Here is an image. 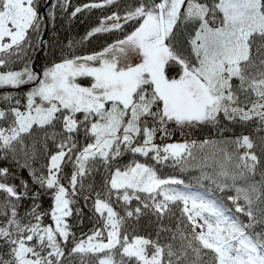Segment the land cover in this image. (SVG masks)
Returning a JSON list of instances; mask_svg holds the SVG:
<instances>
[{"label": "snow or ice", "instance_id": "obj_1", "mask_svg": "<svg viewBox=\"0 0 264 264\" xmlns=\"http://www.w3.org/2000/svg\"><path fill=\"white\" fill-rule=\"evenodd\" d=\"M115 3L88 0L71 15ZM69 6L0 0V86H24L0 107V264H264L257 142L221 126L264 132V0H132L79 41L46 35ZM99 34L96 50L82 48ZM203 127L219 136L171 138ZM198 145L213 152L193 163ZM169 159L196 175H162ZM81 199L94 223L77 235ZM142 216L159 222L155 235L130 230Z\"/></svg>", "mask_w": 264, "mask_h": 264}, {"label": "trees", "instance_id": "obj_2", "mask_svg": "<svg viewBox=\"0 0 264 264\" xmlns=\"http://www.w3.org/2000/svg\"><path fill=\"white\" fill-rule=\"evenodd\" d=\"M88 0H70V6L68 9H66L62 14L59 13L55 20V27H53L52 23L49 21L47 25V33L46 35H51L53 32H58L60 36L61 42H66L68 39H72L73 41H79L80 37L94 24L98 22V17L101 15H106L109 11L116 10L117 8H123L126 3H131L132 0H116V3L111 7H104V8H88L87 10L82 9L80 12H78L75 16L71 15L72 7H74L77 4H84L87 3ZM47 0H42L41 5H46ZM41 11L44 12L45 8L42 7ZM112 38H116L115 34H113ZM182 38V35H181ZM107 39L106 34H99L92 38H89L87 41H82V48L86 50H96L97 45L103 43V41ZM45 62L44 57L41 56L40 59L35 60L34 67L39 68L43 63ZM23 87L15 88L12 86H0V107H8L9 103L5 101L3 97L4 92H20L23 91ZM257 121H250L246 124H237L235 126L233 125H221L222 127H226L228 130L224 132L225 136H232V135H241V134H249L252 136V138L257 142V147L255 148V151L257 154L261 157L260 164L257 167V173H259L262 169H264V151L261 150L260 147V140L261 136H264V132H260L256 130V124ZM191 132V139H194L196 141H201L204 139V137L208 136H219V133L216 132L215 129L210 127H203V128H196L190 130ZM39 147V146H38ZM193 155L197 158L196 161H193V163L200 162V158L203 157L205 154L211 155L213 152V146L212 145H205L203 147H200L199 145L193 148ZM131 155H128L125 160L122 161V163H126L127 159H131ZM137 159H142L146 162H152L150 157H142L141 155H137ZM44 159L43 151H41L39 160L42 162ZM7 162L0 161V165L5 164ZM70 168V165H69ZM11 170H15V166H12L10 168ZM22 172L25 176V178L28 177V173L26 169L19 170ZM103 169L100 170V173H103ZM158 171L162 175H167L169 173H176V175H181L185 181L191 180L193 176L196 175V171L191 168H185L182 169L179 165L174 164L170 159L165 164H161L158 166ZM97 184L100 183V180L102 179V176L100 174H97L94 177ZM256 179H260V176L257 174ZM18 182V181H17ZM87 183V181H86ZM34 190V189H33ZM215 191V189H214ZM218 191V190H216ZM227 194H233L232 192H228ZM221 195V194H220ZM218 194V196H220ZM3 193H0V198H2ZM222 198V196H221ZM223 199V198H222ZM51 201L47 194L42 195L41 197V204L42 208L41 211L46 210ZM25 205H31V200L26 199L24 201ZM83 207V225L80 224L79 218L77 216H73L70 220V223L73 225V230L76 232L77 235H79L80 232L87 231L89 228L93 226L94 220H93V214L91 211V208L88 206H85L83 204V201L81 199V204L79 205ZM179 213H177L178 215ZM3 217H0V220H2ZM45 222L49 223L51 222L47 216H45ZM165 224H175L174 220L169 219L168 217L165 218ZM131 226H134L136 231L141 234H149L155 235V228L156 225L159 223L155 220L153 216H142L140 220H129L128 221ZM98 226V225H97ZM73 260V264H79V256L76 255L72 258H69ZM85 259H93L90 257H85Z\"/></svg>", "mask_w": 264, "mask_h": 264}, {"label": "rangeland", "instance_id": "obj_3", "mask_svg": "<svg viewBox=\"0 0 264 264\" xmlns=\"http://www.w3.org/2000/svg\"><path fill=\"white\" fill-rule=\"evenodd\" d=\"M42 2V0H40V3ZM17 66H23L22 64H18ZM172 139H183V138H188V139H191V132L190 130H185V133H184V136H181L180 132H177L173 137H171ZM157 142H167V140L165 139L164 141H161L160 140V137H159V134H157ZM169 174H172V173H169ZM172 175H176V173H173ZM216 194L220 195L221 193L218 191H216ZM227 195H231V194H227ZM223 198V196H222ZM227 203V201H225ZM133 205H135V200L132 201Z\"/></svg>", "mask_w": 264, "mask_h": 264}]
</instances>
